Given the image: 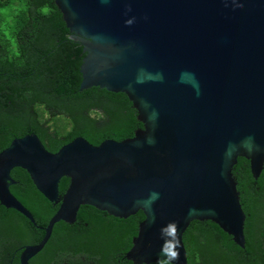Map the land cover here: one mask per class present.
<instances>
[{"label":"water","instance_id":"95a60500","mask_svg":"<svg viewBox=\"0 0 264 264\" xmlns=\"http://www.w3.org/2000/svg\"><path fill=\"white\" fill-rule=\"evenodd\" d=\"M71 39L83 47L80 91L125 95L142 128L99 146L78 137L50 152L30 134L0 153V204L37 224L11 192L14 169L59 205L31 264L57 223L74 224L82 206L119 219H145L126 258L157 264L161 228L184 234L211 221L246 248V214L233 174L239 158L255 180L264 171V0H55ZM69 186L60 194L62 179Z\"/></svg>","mask_w":264,"mask_h":264},{"label":"trees","instance_id":"16d2710c","mask_svg":"<svg viewBox=\"0 0 264 264\" xmlns=\"http://www.w3.org/2000/svg\"><path fill=\"white\" fill-rule=\"evenodd\" d=\"M86 54L71 39L55 0H0V153L14 139L37 135L57 153L78 137L99 146L124 141L142 128L125 95L94 88L81 92ZM246 214V248L211 221H195L184 234L189 264H264V171L255 180L239 158L233 170ZM11 192L36 225L0 204V264H20L24 247L39 244L59 205L49 202L29 174L14 169ZM64 178L60 194L69 186ZM145 219H119L82 206L74 224L57 223L31 264H134L126 258ZM160 264V263H157Z\"/></svg>","mask_w":264,"mask_h":264},{"label":"clouds","instance_id":"9594fccd","mask_svg":"<svg viewBox=\"0 0 264 264\" xmlns=\"http://www.w3.org/2000/svg\"><path fill=\"white\" fill-rule=\"evenodd\" d=\"M161 238L164 239V244L161 246V256L165 259L161 260L160 264H171V261L178 257V252L175 249L179 246V240L177 239L175 222H169L161 228Z\"/></svg>","mask_w":264,"mask_h":264}]
</instances>
